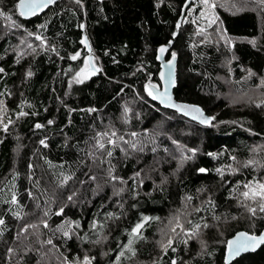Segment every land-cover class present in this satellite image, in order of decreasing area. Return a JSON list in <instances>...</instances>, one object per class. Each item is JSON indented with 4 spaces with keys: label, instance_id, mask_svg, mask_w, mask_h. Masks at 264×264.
<instances>
[{
    "label": "trees",
    "instance_id": "1",
    "mask_svg": "<svg viewBox=\"0 0 264 264\" xmlns=\"http://www.w3.org/2000/svg\"><path fill=\"white\" fill-rule=\"evenodd\" d=\"M187 1L59 0L26 20L18 0H0V264H66V257L85 255L93 264H116L121 251L119 264H225L230 237L264 229V213L253 217L244 205H257L240 195L243 184L264 180V165L248 164L264 148V98L233 104L227 95L258 88L264 75V4L218 6L221 42L197 34L188 11L178 28L170 52L177 57L175 95L210 115L217 111L206 127L145 91L148 82L160 85L157 52L176 33ZM85 34L100 71L75 83L82 55L90 56ZM126 109L132 113L122 119ZM112 131L130 143L106 144L109 157L96 148L97 133ZM144 216L153 219L132 256L123 246ZM177 217L185 229L209 227L185 244L180 228L179 236L171 231ZM170 237L176 251L165 253L161 245ZM231 264H264V245Z\"/></svg>",
    "mask_w": 264,
    "mask_h": 264
},
{
    "label": "snow or ice",
    "instance_id": "2",
    "mask_svg": "<svg viewBox=\"0 0 264 264\" xmlns=\"http://www.w3.org/2000/svg\"><path fill=\"white\" fill-rule=\"evenodd\" d=\"M190 2H191V0H189V3ZM55 3H56V0H18V4L16 5V7L19 9V15L20 16L27 17V16H31V15H36L38 12L47 8L49 5L55 4ZM76 3L79 4L80 0H76ZM202 3L206 8H215L216 7V5L211 3L210 0H202ZM259 3L264 4V0H259ZM187 6L188 5L186 4V7ZM0 15H4V14L0 13ZM202 15L206 16V13H202ZM6 18L11 19L10 16H7ZM194 22L195 21H193V23ZM214 23H216L215 18L208 20L209 26H211ZM41 27H46V26L41 25ZM81 27H83V26H81ZM177 27H179V25H177ZM199 31L203 32L204 29L201 28V29H199ZM29 35H33V33H29ZM35 39L40 40L43 43L41 36L36 35ZM81 43H83L85 45V47L88 49V51L91 52V46L88 43L87 37H85L81 41ZM29 47H31V45H29ZM166 50H167L166 48L162 47L160 49L161 54H163ZM33 51H35V49H33ZM53 51H55V49H53ZM79 56H80V53L77 52L76 54L72 55L70 58L72 60H76L79 58ZM175 59H176V54L172 53V61H175ZM17 62H19V61H17ZM168 67H169V74H168V78H167V83L172 84V83H174V81H172V79H171L172 62H169ZM99 71H100V69L95 66V64L92 61V57L89 56L85 61V66L79 72L76 73V75L74 77V82L75 83H83L86 78H88L91 75H95ZM2 72H4V69L0 68V73H2ZM31 75H32V73H31V71H29L27 73V76H31ZM161 78L162 79L165 78L164 73H161ZM262 83H264V82H262ZM145 91L147 92V95L150 96L153 100H159L166 107L175 108V109H177V111L182 112L184 115H191L193 117V119H198V120H200L201 123L210 124L211 119H214V117L210 118V119L203 118L202 110L199 107L173 103L172 98H171L170 94L168 93L167 88H165L164 92H159L157 89V85L149 82L148 84L145 85ZM0 105H2V102H0ZM257 107H260V105H257ZM89 111H95V109H89ZM125 111H127V109ZM19 115L25 116V115H28V113L21 111L19 113ZM9 122H11V121H9ZM0 123H2V121H0ZM48 123L51 124V123H53V121L50 120V121H48ZM35 127L40 128V127H42V125L36 124ZM7 129H8V125L3 124V130L6 132ZM131 135L135 136L136 133H132ZM97 136L99 137V139H97L96 148L101 151L102 155H107L109 157L112 156V152L110 150L106 149V144L111 145L113 147H116V146H118V140L123 141V143H125V144L130 143L129 141L124 140L123 136L118 137L117 133L115 131H112L110 134L108 132L97 133ZM104 138H107L106 143L101 142L102 140H104ZM113 138H116V139H113ZM40 143L42 145H44L45 147H47L44 140H41ZM173 143H177V142L173 141ZM131 148L135 149L136 144L131 143ZM122 150H124V149H122ZM189 151H192L193 154L195 153V150L190 149ZM93 156H95V154H93ZM101 162H103V161H101ZM252 163H254V162L253 161L248 162V164H252ZM245 166H248V165H245ZM199 171L201 173H204V172H207V169L201 168V169H199ZM217 172H219L221 174V176H223L222 170L217 169ZM109 175H111V171L109 172ZM136 175L139 176V173H137ZM68 179H70V177H65V182ZM89 179L95 180L96 177L91 176V177H89ZM111 179L117 180L118 178L115 176H111ZM121 183H125V182L121 181ZM243 188L246 190L241 192L240 195L244 198V201H251L252 204L257 205L256 207H252L249 204H245L244 206L247 207L248 212L253 217L256 216L258 211L260 213H264V181H255V182L249 181L248 183L243 184ZM29 195H31V193H29ZM72 199H73V197L71 195L68 196L69 201H71ZM189 199H191V198L189 197ZM11 203L12 204L17 203V199H16L15 195H13ZM195 211L199 212V211H201V209L196 208ZM62 213H63V208H61L59 210L57 215H60ZM45 215H47V213H45ZM109 216L111 217V214H109ZM151 219H153V218L148 217V216H144L142 221L140 223H137L135 225V227L129 233L131 239H129L128 243L126 245H124L123 247L127 252L131 253L132 256H135V250L133 249L132 245L135 243L136 239H142L143 238L141 235V230L145 227V225L147 223H149V221ZM43 223H44V227H48L46 221ZM189 223L191 224V221H189ZM4 224H5L4 219L0 218V225H4ZM28 227H35V225L25 226L22 229V231L26 232L28 230ZM77 227H79V224H77ZM92 227H93V229L96 228L95 222H93ZM201 227L207 228V227H209V225L207 223H204L203 225L193 224L190 229H185L184 226L179 223V217H177L176 218V224L174 227H172L171 231L173 233H175L176 236H179L180 233H178L176 231V229L180 228L181 232H183L184 235L187 237V239L184 240V243L187 244L188 240L197 238L200 235ZM64 235L68 236L69 233L65 232ZM95 242L99 243L100 241L97 240ZM47 243L51 244L52 241L48 240ZM173 243H174V239L170 237L168 239L167 243H164L161 245L162 250L165 253H167L169 248H171L172 251H176V249L172 246ZM200 243H201L202 248H206V242L205 241H200ZM226 245H227V254H226L225 264H231V262L236 257H239L241 254L246 253V252L255 251L257 248L264 245V233H260L259 235H257L255 233L239 232L235 235V237L233 239L228 240L226 242ZM124 255H125V251H121L118 253V255L116 256V264H119L120 258L124 257ZM65 260H66V264H93L95 257H89V256L85 255L82 259L77 258L76 260L68 261L67 257H66ZM172 264H176V261L173 260Z\"/></svg>",
    "mask_w": 264,
    "mask_h": 264
},
{
    "label": "rangeland",
    "instance_id": "3",
    "mask_svg": "<svg viewBox=\"0 0 264 264\" xmlns=\"http://www.w3.org/2000/svg\"><path fill=\"white\" fill-rule=\"evenodd\" d=\"M193 4L190 7V9L188 10V14L193 16V19H195L196 21V25L198 27H196L197 29V34L204 36V38H211L214 39L216 38L217 41L221 42L220 40H223L224 36L223 34H220V26H219V22H218V17H217V9L218 6L219 7H224L225 4H227L229 1H231L233 7H239V8H254L256 10H258L260 3L259 0H210L211 3L215 4L216 7L215 8H206L203 3L202 0H193ZM202 13H206V16L202 15ZM215 18L216 19V23L212 24L211 26L208 25V20ZM203 28L204 31L200 32L199 29ZM29 44V43H28ZM81 56V54H80ZM82 57L84 58V61H86V59L88 58V53L86 55H82ZM94 63L96 67H100L99 63L97 62V60L94 58ZM85 66V64H84ZM83 66V67H84ZM260 84L259 87L253 90H249L247 93L246 92H242V91H232L229 90L227 92L228 95V99L229 101L233 102V104H239L242 103L245 99L250 100V101H257L259 99L264 98V75L263 77L260 79ZM226 87L228 88L229 83L225 82ZM227 90V89H226ZM5 106L2 104L0 105V121L5 117ZM128 112L131 115V110H127L123 112V117L122 119H125V117L127 116ZM213 116L217 115V111H215L213 114ZM264 148L263 147H259L257 149V151L255 152V162L253 164H256V166H263L264 165ZM260 157V159H259ZM260 161V163H259ZM258 164V165H257ZM264 181V180H263Z\"/></svg>",
    "mask_w": 264,
    "mask_h": 264
},
{
    "label": "water",
    "instance_id": "4",
    "mask_svg": "<svg viewBox=\"0 0 264 264\" xmlns=\"http://www.w3.org/2000/svg\"><path fill=\"white\" fill-rule=\"evenodd\" d=\"M58 1H59V0H56V3H57ZM191 2H192V0H191ZM191 2L189 3V0L187 1V3H186V4L188 5L187 7H186V4H185L184 9H183V12H182V15H181V17L179 18V20H178V22H177V25L180 26L181 22L184 20L186 14H187V11H188V9H189V7H190V5H191ZM56 3H55V4H56ZM53 5H54V4L49 5L47 8H45V9H43L42 11L38 12L36 15H31V16L24 17V19H26V20H30V19H32V18L38 16V15H42L44 12H46V11H47L50 7H52ZM178 28H179V27H177L176 33L174 34L173 38H172L169 42H167V43L161 45V46L159 47V49H158L157 57H158V61H159V63H160V71H159V73H158V77H159L160 85H157V89H158L159 92H164V91H165V88H167L168 93L170 94L173 103H175V104H182V105H189V106H196V107H199V108L202 110L203 118H206V119L213 118L214 116L208 114V113L204 110V108H203L202 106H200V105H198V104H195V103H190V102L182 101V100H179V99L176 98V95H175V89H176V87H177V57H176L175 61H172V56H170V52H171L172 47H173V45H174V43H175V40L178 38V35H179ZM85 37H87V39H88V43H89V45L91 46V43H90V40H89L87 34L84 35V38H85ZM162 47L167 49L163 54H161V52H160V49H161ZM90 56L93 57V54H92V46H91ZM92 61H93V60H92ZM169 62H172L171 79H172V81H174V83H172V84H168V83H167V78H168V74H169V67H168ZM98 73H99V72H97V74H98ZM161 73H164V76H165L164 79L161 78ZM148 83H149V82H148ZM148 83H147V84H148ZM154 101H155L156 103L160 104V105H161L162 107H164V108H169V109H172V110H174V111H177V109H175V108H172V107H166V106H165L164 104H162L159 100H154ZM177 112H178L179 114H181L182 116H184L185 118L189 119L190 121H193V122H195V123H198V124L203 125V126H206V127L212 125V123L214 122V119H211V123H210V124L201 123L200 120H198V119H193V117H192L191 115H184V114H183L182 112H180V111H177ZM239 232L252 233V232H249V231H246V230H241V231H238L237 233H239ZM237 233H236V234H237ZM260 233H264V229H263ZM260 233H255V234L259 235ZM236 234H235V235H236ZM235 235H233L232 237H230L228 240L233 239V238L235 237ZM260 247H261V246H260ZM260 247L257 248L255 251L243 253V254H241L239 257H242V256H244V255H246V254H249V253H254V252L258 251V250L260 249ZM226 254H227V245H226V250H225V259H226ZM239 257H236L234 260L238 259ZM234 260H233V261H234ZM233 261H232V262H233ZM232 262H231V263H232Z\"/></svg>",
    "mask_w": 264,
    "mask_h": 264
}]
</instances>
